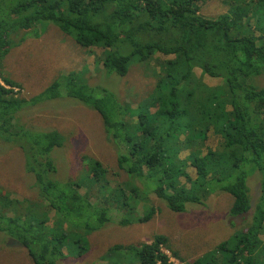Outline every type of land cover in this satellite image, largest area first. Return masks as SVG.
<instances>
[{
  "label": "trees",
  "instance_id": "1",
  "mask_svg": "<svg viewBox=\"0 0 264 264\" xmlns=\"http://www.w3.org/2000/svg\"><path fill=\"white\" fill-rule=\"evenodd\" d=\"M206 1L0 0V67L11 49L44 39L50 26L83 50L99 48L96 62L104 75L125 77L132 65L157 53L168 57L157 61L160 71L150 74L148 85L143 80L142 103L114 101L112 92L69 78L75 74L58 77L30 100L13 98L0 85V148L22 151L36 190L32 198H16L0 186V240L16 237L32 264H59L75 257L74 247L77 258L87 252V237L109 220L110 211L133 214L151 193L180 213L188 203L203 204L225 192L233 199L230 213H246L247 179L258 171L260 196L247 227L201 258L182 257L166 236L155 235L150 243L110 245L97 259L108 264L111 254L113 262L120 257L125 264H172L167 252L180 264H264V0H218L226 12L215 18L202 15ZM202 76L221 83L203 82ZM0 79L16 84L1 70ZM60 97L101 116L103 140L115 152L113 166L81 154L86 167L74 180L59 178L60 132L31 133L12 123L24 106ZM209 132L219 136L215 150L205 146ZM188 167L195 169L194 179ZM120 176L125 178L112 186ZM154 213L149 207L140 219L131 215L124 222H147Z\"/></svg>",
  "mask_w": 264,
  "mask_h": 264
},
{
  "label": "rangeland",
  "instance_id": "2",
  "mask_svg": "<svg viewBox=\"0 0 264 264\" xmlns=\"http://www.w3.org/2000/svg\"><path fill=\"white\" fill-rule=\"evenodd\" d=\"M202 15L215 18L226 9L218 0H207L204 3ZM203 5V6H204ZM202 6V7H203ZM47 36L32 42L27 39L19 47L10 50L2 61L0 70L9 81H14V86H6L0 79V85L5 89H11L13 98L30 100L46 90L58 77L73 75L77 84L88 85L89 87H102L113 93L114 101L133 100L139 103L146 99L141 94L146 89L143 83L148 85L150 74L160 71L158 60H165L168 57H161L156 54L152 61L143 64H134L130 67L125 77L117 75H104L101 62H96L99 48L83 50L75 41L55 27H45ZM19 49L24 52L19 54ZM97 63V64H96ZM101 70L100 72L96 69ZM151 68V69H150ZM199 71L195 70L196 78H199ZM203 82L212 80L211 84L219 85L218 79H209L206 76L200 78ZM264 86V76L261 80ZM18 118L12 123H18L24 130L34 133L31 130H57L63 137L62 151H56L55 158L58 168V177L67 178L69 175L73 180L80 167H86L79 156L89 154L93 159L101 160L103 163L113 166L115 152L107 148L103 140V122L101 116L92 108L84 106L76 99L60 97L52 101H41L39 105L24 106L18 111ZM219 136L209 132L205 146L212 150L219 147ZM0 149V186L9 191L12 197L32 198L36 192L33 187L31 175L25 171L24 157L22 151L13 145L4 144ZM187 155L181 154V158ZM187 173L192 179L195 178V169L188 167ZM81 174L78 175L79 179ZM125 177L112 179V186ZM184 183V178H180ZM261 175L258 171L253 172L247 179V187L251 209L241 215H232L229 211L233 199L222 192L221 196L212 195L204 199L203 204L188 203L183 212L175 213L170 211L165 202L151 193L149 199L143 200L133 208L135 218L138 220L147 208L155 209L152 218L147 222L135 221V223L124 222L131 215L122 211L112 210L109 212V220L96 229L87 237L88 250L77 258V248H73L75 257L62 259L59 264H102L99 259L110 245L115 244H136L150 243L155 235H164L172 244L178 254L182 257L201 258V255L212 250L219 243L226 242L242 227H247L253 212L255 203L260 196ZM146 183L145 181L142 182ZM141 182H134L140 187ZM215 187L217 186L216 182ZM188 187V184H186ZM222 186L221 183L218 184ZM33 187V188H32ZM8 228L9 226L6 225ZM245 227V228H246ZM20 235L23 234L21 229ZM2 237V236H0ZM4 238V237H2ZM7 241L0 240V264H32L25 248L12 237L7 236ZM264 242V233L260 235ZM126 245V244H123ZM172 264H180L172 256ZM107 254L108 264H125L120 257L117 262L112 261L113 255ZM135 264V263H131Z\"/></svg>",
  "mask_w": 264,
  "mask_h": 264
},
{
  "label": "clouds",
  "instance_id": "3",
  "mask_svg": "<svg viewBox=\"0 0 264 264\" xmlns=\"http://www.w3.org/2000/svg\"><path fill=\"white\" fill-rule=\"evenodd\" d=\"M226 12V11H225ZM31 131H33V130H31ZM193 168V167H192ZM196 175V174H195ZM250 198V197H249ZM251 199V198H250ZM257 202V201H256ZM233 203V202H232ZM249 204H250V201H249ZM255 205H256V203H255ZM232 206V205H231ZM250 206H251V204H250ZM230 209H231V207H230ZM230 209H229V211H230ZM251 209V208H250ZM254 210V209H253ZM134 212H136V211H134ZM247 213V212H246ZM253 213V212H252ZM130 214V213H129ZM242 214H245V213H242ZM130 215H133V214H130ZM241 215V214H240ZM143 216V215H142ZM123 223H124V220H123ZM132 223H135V222H132ZM125 224V223H124Z\"/></svg>",
  "mask_w": 264,
  "mask_h": 264
}]
</instances>
